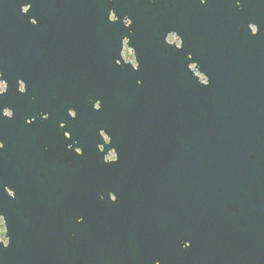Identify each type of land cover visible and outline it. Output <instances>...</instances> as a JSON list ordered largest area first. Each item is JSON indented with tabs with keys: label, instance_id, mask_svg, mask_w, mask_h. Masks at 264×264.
<instances>
[{
	"label": "water",
	"instance_id": "1",
	"mask_svg": "<svg viewBox=\"0 0 264 264\" xmlns=\"http://www.w3.org/2000/svg\"><path fill=\"white\" fill-rule=\"evenodd\" d=\"M0 59V264H264V0H0ZM69 108L83 156H38Z\"/></svg>",
	"mask_w": 264,
	"mask_h": 264
},
{
	"label": "flooded vegetation",
	"instance_id": "2",
	"mask_svg": "<svg viewBox=\"0 0 264 264\" xmlns=\"http://www.w3.org/2000/svg\"><path fill=\"white\" fill-rule=\"evenodd\" d=\"M110 18H111V20H114L115 17H114L113 13L111 14ZM32 22L36 23V20L32 19ZM253 29H254V32H256V27H253ZM25 39L31 40V42L28 43L29 45L26 46L25 48L17 49L15 51V54H14L15 57L10 59L8 64H7L9 67V70L15 71V73L17 75V78H16L17 92H18V93H16V97H17L16 103L17 104L21 99H24L25 96H27L30 93V91H29V85L30 84L26 78V77L30 76L29 72H28L29 69H23V67H25V66L34 67L41 60V59H39V54H38L39 48H38L37 43H36L37 35H35V34L29 35L27 38L25 37ZM126 49L131 50L127 46V43L125 41L123 54H124V51ZM133 54H134V52H133ZM134 59H135V57H134ZM51 60L53 62L56 61L55 59H51ZM0 61H1V59H0ZM132 63L136 64V62H132ZM0 73H1V71H0ZM0 82H2V84H3V90L0 91V96H3L8 92L9 82L7 81V79L2 78V76H0ZM23 88H26V91L21 92V89H23ZM31 90H32L33 95H34L33 96V99H34L37 96V90L34 87ZM74 111H75V109L70 108L68 110V112L61 117L65 120L60 121V123L57 124L58 126H56L54 124H52L53 125L52 126L50 123H48L47 125H42V126L37 124V121H42V119L48 121L54 117L56 118L57 115H55V114L50 115L48 113L45 114L42 112V113L38 114L37 116H33V115L29 116L28 115L29 117H27V119L23 123L24 126H22V125L20 126L21 134L24 135L28 132H31V133L33 132L37 136V138H36L37 143H41L39 146H37V149L39 151L38 156H40V157L54 158V157L59 156L57 153H60V156H65L67 158H70V157H72V154L69 151L70 149H74L76 152L78 150L83 151L82 147L74 146L75 144H78L80 142L77 139H76L75 143L63 142V140L65 141L67 139H71L73 136L71 133L73 130L72 125H71V121H72L73 117L70 114ZM8 113H10V114H8ZM2 114L6 117H12L14 115V111H13V109H11L8 106V107L3 108ZM32 117H35V120L33 121V123H31V124L27 123L28 120L32 119ZM46 117H48V118L44 119ZM61 126H63V127H61ZM64 132H69L66 137L63 135ZM83 132L84 131L81 130L82 135H83ZM78 134H79V136H81L80 129H79ZM68 136H70V137H68ZM61 138L63 140H61ZM56 141H59V142H56ZM84 142L85 141L82 140V145L84 144ZM99 148H100V150L103 149L102 145H99ZM80 155L83 156V153ZM81 156L79 157V160L81 159ZM113 156H116V154L114 153V151H111L106 156V161H109ZM71 162H72V160H70L69 163L71 164Z\"/></svg>",
	"mask_w": 264,
	"mask_h": 264
},
{
	"label": "snow or ice",
	"instance_id": "3",
	"mask_svg": "<svg viewBox=\"0 0 264 264\" xmlns=\"http://www.w3.org/2000/svg\"><path fill=\"white\" fill-rule=\"evenodd\" d=\"M206 2V0H201V3H205ZM240 2H241V0H236V3H237V5H239L240 4ZM25 4V3H24ZM27 4H29L31 7H32V4L31 3H27ZM22 12L23 13H28L29 12V8H24L23 10H22ZM251 33L252 34H257L258 32H253V31H251ZM183 43L184 42H182V46H183ZM117 64H119V62H116ZM139 68V64L137 65V69ZM0 76H3V73H0ZM209 83V82H208ZM24 91H26V88H23V89H21V92H24ZM101 105L100 104H96V107L94 108V109H96V110H100L101 109ZM70 109V108H69ZM73 118H75L76 116H77V112H76V110L74 111V112H72L71 114H70ZM48 117H46V118H44V119H47ZM35 120V117H32V119L31 120H28L27 121V123H29V124H31V123H33V121ZM61 127H63V126H61ZM69 132H64L63 133V135L66 137L67 136V134H68ZM68 137H70V136H68ZM70 145V144H69ZM4 141L2 140V139H0V149H3L4 148ZM77 154H82L83 153V151H80V150H78L77 152H76ZM118 160V157L117 156H113L108 162H115V161H117ZM117 199V196L116 197H114L113 198V201H115Z\"/></svg>",
	"mask_w": 264,
	"mask_h": 264
},
{
	"label": "rangeland",
	"instance_id": "4",
	"mask_svg": "<svg viewBox=\"0 0 264 264\" xmlns=\"http://www.w3.org/2000/svg\"><path fill=\"white\" fill-rule=\"evenodd\" d=\"M170 38L171 39H179L176 35H170ZM179 43H180V40H179ZM124 58L126 60H130L131 62H135V59H134V54L131 50L129 49H126L124 51ZM5 233H6V227H5V222L3 220V218H0V236H1V239L4 241V240H7L6 236H5ZM8 241V240H7Z\"/></svg>",
	"mask_w": 264,
	"mask_h": 264
},
{
	"label": "clouds",
	"instance_id": "5",
	"mask_svg": "<svg viewBox=\"0 0 264 264\" xmlns=\"http://www.w3.org/2000/svg\"><path fill=\"white\" fill-rule=\"evenodd\" d=\"M2 90H3V84H2V82H0V91H2ZM8 114H10V113H8ZM4 243L7 244L8 241L7 240H4Z\"/></svg>",
	"mask_w": 264,
	"mask_h": 264
},
{
	"label": "built area",
	"instance_id": "6",
	"mask_svg": "<svg viewBox=\"0 0 264 264\" xmlns=\"http://www.w3.org/2000/svg\"><path fill=\"white\" fill-rule=\"evenodd\" d=\"M201 76V78L205 81V78H204V76L203 75H200Z\"/></svg>",
	"mask_w": 264,
	"mask_h": 264
}]
</instances>
